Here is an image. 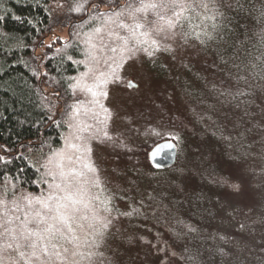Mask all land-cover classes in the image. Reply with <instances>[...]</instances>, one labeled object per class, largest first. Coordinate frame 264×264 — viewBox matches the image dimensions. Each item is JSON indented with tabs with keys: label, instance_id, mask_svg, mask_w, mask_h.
Segmentation results:
<instances>
[{
	"label": "trees",
	"instance_id": "obj_1",
	"mask_svg": "<svg viewBox=\"0 0 264 264\" xmlns=\"http://www.w3.org/2000/svg\"><path fill=\"white\" fill-rule=\"evenodd\" d=\"M129 4L138 0H0V186L8 195L22 192L31 199L20 207L33 226L36 212L54 214L50 208L66 190L72 200L64 203L77 211L93 209L77 168L82 155L92 153L96 165L101 160L98 169L116 176L113 184L126 186L116 196L105 192L109 204L126 197L167 202L175 238L166 242L178 248L173 264H264V0H216L223 35L205 51L195 36L185 42L181 35L141 36L139 29L133 35L122 26L132 22ZM61 22L66 36L56 30ZM171 44L181 47L182 57ZM139 71L151 86L165 84L169 90L163 110L150 104L151 96L116 104V93L129 89L128 80ZM176 104H182L183 115L193 114L187 122L176 118ZM191 123L199 132L194 146L204 147L208 159L189 149V159L181 152L175 164L153 166L149 149L176 138L172 124ZM180 137L182 145L190 143ZM214 148L215 154L207 151ZM241 159L258 174L250 182L253 203H229L222 188L234 176L226 164L236 167ZM60 179L70 181L62 192ZM176 181L190 190L169 199V182ZM111 215L117 235L101 246V264H160L159 252L147 245L149 235L139 233L146 223L140 222L142 214L128 205ZM4 248L0 242V261L6 264Z\"/></svg>",
	"mask_w": 264,
	"mask_h": 264
},
{
	"label": "rangeland",
	"instance_id": "obj_2",
	"mask_svg": "<svg viewBox=\"0 0 264 264\" xmlns=\"http://www.w3.org/2000/svg\"><path fill=\"white\" fill-rule=\"evenodd\" d=\"M56 30L62 36L67 35V25L62 24V22L57 24ZM171 46L174 52L176 53V56L180 57L181 47L178 46V44H171ZM198 60H200L201 62V58H199ZM181 61H183L182 58ZM167 63L169 64L168 61ZM140 72L141 71L132 75V78H134V80L133 79L128 80V81L133 80L134 82H136L137 87L135 88L129 87V89L124 90L123 94L119 93L120 95L118 96L116 93V101H119L116 102V104L120 102H122L120 104L131 102L130 98L131 99L138 98L139 100L140 98H142L145 101L147 96H151L152 102L150 104L159 106V108L163 110L164 107L168 106V104L165 103H167V99L171 96L170 93L168 94L169 90L167 89L165 84H157L156 86H151L149 80L146 79L144 77L145 75H143ZM173 97L175 102L177 103L174 94ZM182 103L184 104V100L182 101ZM175 106L177 107L175 110V114L177 115L176 118L179 117L187 122V118L193 116V114H190L189 112H186V115H183L182 112H180V108L182 104H176ZM218 110L219 108L216 107L215 114L218 113ZM250 114L252 113H250L249 110L248 115ZM226 116H228L227 113ZM253 119H255L254 120V123H256L255 126H259L260 125L259 120L262 119V112L259 111L256 115H254ZM262 122H264V120H262ZM172 123H177V122H172ZM172 125H174V127H172V133L174 135L173 137L179 139L181 138L180 136L182 135L183 140L185 142L188 143L190 141V143L188 144L183 143L182 145L181 144L182 141L179 142L176 138H172L177 142L179 148L177 161L181 158L182 155L181 152L186 154L187 159H189V154H190L188 152L189 149L193 150L194 152L195 151L202 152L204 156L208 159L209 153L207 155V152L204 147L194 146V144L198 140L197 135L199 133L197 124L191 123L183 127L181 125H175V124ZM255 134L256 135L258 134V127H256ZM101 135L106 136V133L103 132ZM191 144L193 145L191 146ZM207 151L214 153L216 149L214 148L212 151L210 150ZM78 154H80L81 156L82 153L80 152ZM91 155L92 153L86 155L84 158L82 155V159L80 162H78L77 168H79V170L82 172V176L86 178V184L83 187V190L85 193L91 194V199L95 204L94 208L92 209V207L89 206L87 208H83L82 210L77 211L74 207L69 206L67 211L71 214L72 217L71 222L74 231L69 233L68 229L65 228V233L69 239H72L73 237H75V239L72 240V243H68L66 240L63 239L54 241L55 243L58 244V247L51 252L52 250L51 245H49L50 253L60 252L61 256H56L54 254L50 255L49 253L39 255L38 253V258L36 257L32 258V264H101L100 257L98 258V252L100 251L101 246L103 244L105 245V243H112L113 242L112 240L116 239V235H117L115 234V232H117V229L115 228V226H113V223L111 222L113 217L111 215V212H118L123 207L128 205L132 207L135 213L137 212L142 214V219L140 222L145 221L146 223L142 226V228L139 229V233L149 235V241L147 242V245L148 246L150 245L151 250L159 252L157 263L160 261V264H173V261H175L176 258L175 255L177 253L176 250L178 248L176 244H174V241H172L173 243L166 242L175 238V236L172 234V230L175 224V219L171 217L172 214L170 213V209L167 202L165 203L166 205H164L161 202L162 201L161 199H157L154 202H152L154 199L152 198V201H146L144 203L138 198L136 200L133 197L131 198L126 197L125 199L119 198L117 201H113V203L109 204L108 203L109 201L106 199L107 196L105 192L106 193L110 192V194L114 192V195L116 196V194L118 193L122 194L123 192H126L127 189L124 188L126 186L124 184L122 186L120 184L119 185L113 184L112 181L116 176L114 174H112V176L105 175V173L101 169H98L97 167L101 163V160L96 165V162ZM192 161H193L192 159L189 160V162ZM247 162L249 163L248 160ZM34 163L39 164V161L36 160V162ZM245 163L246 162L241 159V162L236 161V167H231L230 163L226 164L225 166V168L228 171H230L229 174L232 173L234 175L228 179H225L227 183H225L224 186L222 187L224 188L225 195L228 197V200L226 201H228L229 203L233 201H237L236 199L239 200L242 199L248 201V203H253L252 200L253 197L252 194H250V182H251V177L256 180L258 174H254V173L251 174L249 172L250 171L249 168L245 166ZM42 164H43V160H42ZM242 164H244V169L242 167ZM89 166L90 169L88 170L87 168ZM245 168H247V173L249 176L248 175L245 176V174H243ZM90 170L93 171L89 172ZM202 177H204V173H202ZM157 178H161V180L164 181V177L162 176H159ZM69 182H70L69 180L66 181L61 179L58 180L56 182L57 186H59L58 192H62L65 189V187L69 188V186H67ZM176 183L177 185L174 186L172 182H169V186L173 189V191L168 196L169 199H173L175 196L179 198V195H185L186 197L187 192L190 190L189 184L177 182V181ZM234 185H239V191H237L233 187ZM25 197L28 196H26L22 192L16 195H8L7 190L0 186V225H3V227H0V233L4 232V227L13 228L16 230L15 238L7 234L0 236L1 245L5 246L4 260L6 264H29L28 255L31 254L30 250L23 248L18 250L16 248L17 243L20 244L24 243L22 237L20 236V228L22 227V222L30 221L29 217L27 218V220L25 218H22L23 210L21 209L20 206L27 201ZM22 198L23 200L22 202H20ZM181 199H184V197L182 196ZM106 204H108V206H106ZM227 209H229V207ZM130 214L131 213H129L127 217L131 219ZM58 226L63 227L64 226L63 222L58 224ZM29 227H35V226L31 225L30 222ZM127 233L135 235L136 230L129 228ZM118 234L119 236L122 235L121 233ZM8 244H11L12 247L9 248L7 246ZM65 249H67V251H65ZM19 251H26L27 253L26 256L24 258H21L19 255ZM86 252L91 253V257L89 258L85 257L84 254H86Z\"/></svg>",
	"mask_w": 264,
	"mask_h": 264
},
{
	"label": "snow or ice",
	"instance_id": "obj_3",
	"mask_svg": "<svg viewBox=\"0 0 264 264\" xmlns=\"http://www.w3.org/2000/svg\"><path fill=\"white\" fill-rule=\"evenodd\" d=\"M80 8L81 6L77 5L74 10L79 11ZM126 12L132 22L131 24H122V26L130 28L133 35L139 29L141 30V36H162L164 39H169L181 35L185 38V42H187L188 37L195 36L199 41L201 51L207 50L212 42L222 39L223 26L217 22V17L222 16V13L217 8L216 0H138V4L127 5ZM123 14L117 13V15ZM149 17L152 18L149 19ZM177 29H179V32H177ZM157 42V40H153V43ZM128 86L131 88L137 87L132 81H129ZM240 95H244V93H240ZM168 146L171 147V145ZM233 187L239 191V185ZM25 199L28 200L29 204L32 203L28 197H25ZM49 199H52V197H49ZM65 200H72L70 191H67L65 196L56 198V204L50 208L54 213L53 215L49 216L36 212L34 218H39L37 226L29 227L30 221L22 222L20 236L24 243H17L16 248L18 250L21 248L30 250L31 254L28 255L29 264H32L33 257L38 258V253L39 255L49 253L50 255L61 256L60 252L50 253L49 245L53 250L58 247V244L54 241L63 239L68 243H72V240L75 239V237L69 239L65 233V228L68 229L69 233L74 231L71 214L67 211L69 204L64 203ZM38 202L44 204L46 208L50 207L47 201L41 200ZM61 222H63V227L58 226ZM40 225H43V227H40ZM0 227H3V225H0ZM15 231L13 228L4 227V232L0 233V236L7 234L15 238ZM7 246L12 247L11 244ZM26 254V251H19L21 258H24ZM0 264H3V262L0 261Z\"/></svg>",
	"mask_w": 264,
	"mask_h": 264
},
{
	"label": "water",
	"instance_id": "obj_4",
	"mask_svg": "<svg viewBox=\"0 0 264 264\" xmlns=\"http://www.w3.org/2000/svg\"><path fill=\"white\" fill-rule=\"evenodd\" d=\"M130 81L134 82L133 80ZM134 83L137 85L136 82ZM168 145H171V147ZM178 154V144L172 138H164L156 142L149 149V159L152 165L157 168H164L175 164L178 159Z\"/></svg>",
	"mask_w": 264,
	"mask_h": 264
}]
</instances>
